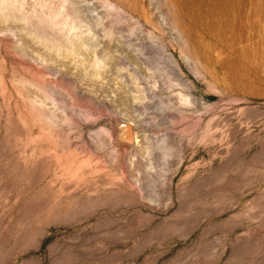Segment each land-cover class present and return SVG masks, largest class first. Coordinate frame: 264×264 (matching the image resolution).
Masks as SVG:
<instances>
[{"label": "rangeland", "instance_id": "rangeland-1", "mask_svg": "<svg viewBox=\"0 0 264 264\" xmlns=\"http://www.w3.org/2000/svg\"><path fill=\"white\" fill-rule=\"evenodd\" d=\"M0 264H264V0H0Z\"/></svg>", "mask_w": 264, "mask_h": 264}, {"label": "bare ground", "instance_id": "bare-ground-1", "mask_svg": "<svg viewBox=\"0 0 264 264\" xmlns=\"http://www.w3.org/2000/svg\"><path fill=\"white\" fill-rule=\"evenodd\" d=\"M121 137V138H120ZM119 138L123 141H127V142H131L132 140V131H131V127L130 126H125L122 130H121V134L119 136Z\"/></svg>", "mask_w": 264, "mask_h": 264}]
</instances>
